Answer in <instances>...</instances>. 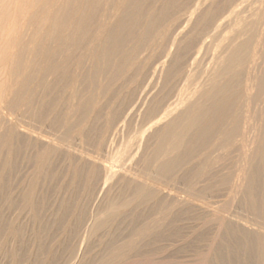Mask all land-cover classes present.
Segmentation results:
<instances>
[{
  "label": "bare ground",
  "instance_id": "1",
  "mask_svg": "<svg viewBox=\"0 0 264 264\" xmlns=\"http://www.w3.org/2000/svg\"><path fill=\"white\" fill-rule=\"evenodd\" d=\"M142 1L144 0H14L13 2L11 0H0V25L4 24L5 22L7 25V28H5L6 31L4 32L0 31V59H3V58L5 59L6 57V61L9 63V66H11V70L37 68L36 70L37 74L34 77V79H31L29 75H24V76L20 75V77H16L13 75L11 77L13 81L11 82L13 85H15V88H13V90L11 91H8V89H10L8 88L7 89L8 92L6 91V89H4L5 92L0 93V126H5V127L7 126L8 131L11 130L17 133L20 138L27 139L28 142L29 140H31L34 142H39V143L41 142V144L43 143V148L45 150V153H48L49 151L56 152V150L64 151V152L73 154L74 158L77 157L78 160L85 162L87 166V172L85 171L86 177H85V182L83 185V191L81 193V197H79V199L77 198L78 201L77 202L74 201L73 202L74 204H70L71 201L70 203L69 202L64 203L61 201L62 203H60L61 204L60 206L62 207V208L60 207L61 210L63 208L65 209V211H66V208H71L73 210V213L75 214V219H73L74 225L80 229L77 230L75 234H73L74 233L73 232L72 233L73 235L71 237L69 236L70 238L66 237L68 238L67 239L68 245L65 244L66 246L62 250L61 255L58 254V257H56L55 254L48 255L46 258L42 259L40 264H84L88 254L93 249V246L91 244L92 243L91 239H93L92 237L96 235L98 231L102 230L103 227L109 222L110 219H112L113 217L115 218V216L121 215L122 213L129 212L127 210L133 205L141 206V205H145L146 203H151V205L153 206V208L151 207L153 210L152 211L153 213L151 212L152 213L151 214L152 215L151 224L154 225V227L157 226L161 221L166 219L167 216L173 211L174 212L176 211V215H177L180 211H183L184 209L186 210V212L187 211L190 212L192 210L193 211L198 210V212L200 213L201 212L203 213V211L205 212L207 211V215L209 214V216H212L211 219L209 217L210 221L211 220L214 221V219L217 220V218H219V222H220V224L218 223V225H220L219 227H221V224H222V227L224 228V224L228 222L229 224L235 225V227L242 233L248 232V233L255 234L258 238L264 237V226H261V223L256 224L257 222L255 223L253 220H251L253 224L252 223L250 224L249 221L243 220L245 217L243 219H240L239 217L240 214H238L239 216L237 214H236L237 216L231 215L233 213L225 214L227 211L224 212L223 209L225 208V210H227L228 208H226L225 206H222L224 207L222 209V207L220 208L221 205L214 206L213 204L206 202L208 201L205 199L206 197L203 198L204 196L200 195L199 193L198 194L192 193V195H190L189 197H187L188 195L186 196V194L184 193V197H180L179 192L176 191L178 192L176 193V195L179 194L177 195L178 197H176V195H174L175 191L173 192L174 194L172 193L171 195L172 190H170L169 188V184L172 181L178 180V178L177 179L175 178V175H177V173L182 169V167L185 164V161L187 160V157L185 156L186 152L192 149L194 146H197V145L199 147L205 146L207 144V138L211 136V134H214V133L217 135L216 141L214 142V146L216 149L215 151L228 149L235 141V138L237 137V134L239 131V123H240V121L238 120L239 109L237 106V102L241 95L240 77H241V72H242L243 67L248 64H250L251 66L249 67L248 76L244 84L245 86L244 87L245 89L244 98L247 102H250L251 99H254V98H251L250 95L253 90L258 88L259 83L263 82L264 84V55L262 58H260V61L257 64L253 65V63H255L256 61L252 59V57H250L251 54H249L248 52L250 40H246L241 44H236V41L242 36H247L253 30L255 32L256 26L259 29V35H261L264 38V11L262 14L258 12L252 13L254 9L253 8L251 10L252 14L244 18V17H241L242 12L237 11L238 6L241 5V3L238 2L239 0L221 1L223 2V7L225 4V6L227 5L231 9L230 16L231 17L233 16V19L231 21L229 20V22H231L232 28L231 30H229L231 31V33H230V37L227 39L226 44L222 48H220V51L217 53V56L215 53L213 66L211 64L212 69L210 70L209 74H206L205 78L201 77L200 81H197L196 83H194L193 87L188 89L186 93L184 92L186 94V97L180 98L178 96L179 99L177 101L175 102L172 101V103H169L167 105L164 104L165 102L158 101L159 103L157 102V104L159 105L164 104L163 107H160L158 105L162 109L159 111L151 112V114L149 115L150 119L146 123V126H143V128L139 130L140 131L139 135L137 134L138 136L134 137L135 141L133 140L134 138L133 139L130 138L131 140L128 138L129 140H127L124 143L125 145H123L122 142L118 143L115 138L118 137L117 135L120 133V130L124 129L123 127L125 123L128 121V119H130L129 117L135 115L137 110H139L138 108L140 104H142L141 103L142 100L145 99V97H147V95L151 94L153 91L151 92L148 86L143 90H141L138 87V89H140L141 92L139 90L140 95H138L137 99H135L136 102L133 103L132 105L131 103H128L125 108H123L122 110L120 109V111H118L117 108L115 109L111 108L112 105L116 102H109V103L101 102V100L104 99L108 94L109 95L114 94L113 95L114 99H117L118 97H120L119 93L122 90V88L126 86L125 85L126 82H123L121 83V85L114 87L116 85L115 81L118 79H123L124 77L127 78V82L129 85L133 81H135L134 78H132L133 76L130 77V72H133L136 69V67L139 65L140 58L144 57L143 55L144 53L150 51V49L154 47L156 43L158 44V43L164 42V39H166L165 35H167L168 33L167 39L170 42L168 51H166L167 53L165 52L166 54H164V56L158 54L161 51L160 52L156 51L158 52L157 55H160L161 57L160 58L158 57L159 59L158 61H156L155 63L156 65L153 66L154 68L152 69L153 70L152 75L156 74L157 71L162 72L163 68L166 65V62L168 61L169 56L173 55L172 49H174L177 46V44L179 43L178 42L179 40L182 41V38L185 37L184 34H185V30L187 27L192 26L193 24L197 23L199 17H203L199 25L201 28V32L206 33V30L208 31V28H209L208 26H210L211 23H215L219 20L217 17L218 15H216L215 13H212L211 7L215 0H196L194 1L192 7L188 6L189 5L188 3L187 5L185 4V6H184V3H183V6H181L182 3H180L178 8H176L177 6H174L172 4V8L175 7V9H177L176 10L177 12H175L177 13L176 17L175 19L173 18L174 20H172L173 24L171 25L169 23L171 26H162L160 25L161 21L158 20L157 17L153 15L154 13L153 8H152L153 12L150 9H148L149 11L147 13L142 14V7H141ZM171 1L172 0H170V2ZM175 1H172V2L174 3ZM179 2L180 1L174 4L177 5ZM251 2H253V0ZM12 4L14 8L13 14L10 12L11 10L10 7ZM159 4L161 5L162 3H159ZM209 5H211V7ZM259 6L261 5L259 4ZM252 7L250 6L248 8L249 10L247 9L248 13ZM254 7H255V3H254ZM162 16H165V14ZM143 18L145 19L143 24L140 26V28L137 31H135L134 27L136 26L138 21ZM248 18L249 20H251L250 24H247ZM169 20L167 21L171 22V19ZM163 23L165 24V22ZM242 26L243 28L240 31H238V29H240V27ZM193 27L195 28V26ZM90 32H93L96 34L95 40L97 39L96 42H98V44L97 45L93 44L92 46H89L90 48H85L84 47L85 37ZM127 40H130L129 46L126 45ZM257 41L259 40H256L255 42ZM6 46H9L8 48L11 50L7 54H6ZM77 51H79V53L75 55L74 60H72V56ZM197 52L199 53L200 51H197ZM152 53L154 54V52ZM149 54H151V52ZM57 56L61 57V59L60 60L58 59L59 61L55 62L54 58H56ZM154 56L156 55L154 54ZM7 57H9L11 60H7ZM150 59H154V57L151 58L150 56ZM90 61L93 62L95 65L94 76H97L101 80L103 79L104 84H101L98 86L95 94H92L86 98L85 97L81 98L80 94L78 93V90H76L75 77L74 78L70 77V79L68 78L69 80L66 82V85H65L67 93L65 94L66 96H63V98L66 97L67 100L73 101L74 99L79 100V97H80V99H82V102H79L77 106H74V105L72 106L69 104L66 105L67 106L65 108L66 110L62 114L63 121H59L61 122V124L60 126H58L60 127V130L62 129L61 131H64L63 136L59 134H58L59 136L50 135L51 137L49 135H46L42 131L44 129H41V127L39 126L37 127V125L35 126L30 123L34 121L33 120L34 116L30 118L32 119V121H29L27 123L21 120H17V119L15 120L6 119V114L8 112H10L11 114H13L12 112L19 113L22 117H27L30 114H38L40 116L43 110L42 108L43 106H45V103L34 101L36 91H33V89L36 90V88L44 87L45 85H47L49 78H53L54 76H57V75H60L63 79H65L64 74H65L66 69H68L69 67H74L76 69L81 68L84 64L89 63ZM147 61L148 60H146V62ZM2 63H5V62H2ZM150 63H151V60L150 62H147L146 65H149ZM87 66H84V67H87ZM152 77L153 76H151V78L150 79L148 78V79L151 80ZM0 79L2 80V78ZM85 80L88 81V78L87 79L85 78ZM88 83L90 82L88 81ZM9 84H11L10 81L8 85ZM32 84H33V87H31ZM185 85L186 83L184 84V87ZM2 87H6V83L4 82L1 83L0 81V88ZM184 90H182V92ZM257 101L259 102V105H260L259 108H260L261 118L259 119V124L256 125V127L257 126L258 127L255 128V126L253 125L251 126L252 128L250 129L251 132L249 133L247 132L248 135L246 137H248L247 138L248 143L245 146L246 147L245 152L242 153V156H241L242 161H243V165L242 163L241 165L243 167L241 171H239L238 175L235 177L233 186H232V188L235 187L234 189L236 191L235 194L237 193L236 195L240 194V192L244 190V189L243 190L241 189L243 188V186L246 185L245 181L248 175L246 164H248L251 160L253 161L254 159H257V158L261 162L264 163V158H263L264 157V143L259 140L260 132L263 129V126L260 124L261 123L260 121H263L262 115L264 116V93L260 99H257ZM47 105H49V103ZM58 105H59V102H57V104L54 105L55 108L60 106ZM103 108L105 109V113H103L104 117L102 118L100 114ZM11 114H10V117L13 116ZM119 115L122 116V119L120 122L117 121L118 120L117 118ZM75 117L77 118L76 122L70 125L69 121H72V119L74 120ZM101 118L104 120H102ZM30 119H27V120H30ZM100 119L102 120V122L104 121L101 125H97V124L93 125L95 122H99ZM34 122L38 123L37 121H34ZM39 122H42V121L39 120ZM159 126L160 128H157L158 130L156 129L155 131L158 134V137L156 141L154 142V146L152 147L151 152L148 154L149 156L147 155L148 158L145 159V157L143 156V149L141 148L142 151H140L141 141L143 138L145 139L146 134H148L150 130H152L153 128L159 127ZM89 132L90 133L93 132L94 134L93 138L92 136L91 138H89L90 137L88 135ZM111 135H112V138H109V136ZM151 135L153 134L149 133V136L148 135L147 136L150 137ZM0 136L2 137V135ZM137 137H139V139H137ZM148 137H146L145 139L146 142L143 139V141L146 144L148 143L147 140H149ZM70 138L76 142L75 143L72 142ZM85 138H87L88 142H91L92 141L91 139H94V140L96 139L95 144H97V146L94 144L93 146L98 147L97 149L102 150L101 148H108V149L110 148L111 151L115 150L114 153L112 151V156L110 157L111 159L110 160L107 159L108 161H110L109 164L108 163L107 165L104 164L105 161L103 162L99 156L89 153L87 151L88 150L87 148H86L87 150L84 149V147L82 146V142L83 140H85ZM118 144L120 145V147L118 146ZM121 144L123 145L122 147H121ZM117 146L119 149H117ZM134 146H136L135 149H134ZM3 147L6 148V140H4L3 138H0V148L4 149ZM243 147H244V143H243ZM100 152H98L97 154L99 155ZM139 152H140V156H138ZM136 155L138 158H136ZM106 158H108V156ZM41 159L43 158L41 157ZM124 161H127V162L134 161L133 165L135 166L139 164L142 165L143 163V165L146 166L147 170L142 171L132 166L125 167V165L123 166ZM132 163H128V164L131 165ZM207 163H208V160L205 159L204 167H202L201 170L199 171L200 172L198 173L199 177H196V181L194 182V184L200 183L201 181L200 178L202 177L204 169L207 168ZM86 166H83V167L86 168ZM34 169H35L34 171H36L37 173L41 170V166L39 165V163ZM77 173H78L77 170H73V175H76ZM192 183L193 182H191V184ZM115 186L119 187V191L117 193L120 192L119 195H123V197H119V198L118 197L113 198L114 196L112 198L109 197V193L112 190H114ZM245 187H247V185ZM32 192H34V190ZM117 193L115 192V194ZM242 193L241 195H243ZM241 195H238V196H241ZM229 196L231 197V195ZM236 197L237 196H235L234 198L236 199ZM23 200L24 201L22 205L19 204V206H21V210L27 213H30L34 209V205H35L34 204L35 202L32 199L31 192H28V194L25 195V198ZM232 201L234 202V199H232ZM229 212L231 211L229 210L228 213ZM134 213H137V212H134ZM200 213H197V214L199 215ZM184 214H186L187 216L192 213L190 214L184 213ZM201 214L199 216H201ZM205 215L201 217L203 218ZM102 216L105 219H102ZM133 216L135 219L136 217H138V214H133ZM213 216L216 218H214ZM206 218H208V216H206ZM180 219H181V216H180ZM188 219H191V217L190 218L188 217ZM113 220L116 221L117 219H113ZM204 220L207 221L208 219H204ZM12 221H14V219ZM213 221L211 222L213 223ZM214 222H215L214 224H217L216 223L217 221H214ZM197 223H200V221L198 222L197 220ZM202 223L205 224L206 222L205 221L203 222L202 220ZM165 225L167 224L165 223ZM233 225H231L232 230L230 229L231 232L229 230L230 232L229 234H231L232 231H235L233 228ZM206 226H209V225H206ZM226 226L227 225H225V227ZM164 227L165 226H163V228ZM215 228H218V227L216 226ZM224 230L222 232L226 231ZM143 231L144 230H141L139 232L135 231L136 233H133L129 240H132L133 242L139 240L141 236H143L142 235ZM197 231H199V229ZM216 231L217 232L215 234L218 233V230ZM146 233H147V236H149L150 232L149 233L146 232ZM237 236L239 235L237 234ZM247 236L249 237V234H247ZM150 237H152L151 234H150ZM13 239L15 240V238ZM253 239H254V236H253ZM258 242L256 241V244ZM139 243H142V242H139ZM262 244L264 243L261 242V245ZM135 248L136 246L132 244L131 245H127V244L121 245V243H119L116 245H112L111 247H109V249H107V252L105 253V255L97 258L93 264H117V263L119 264V262H122L119 260L129 256L133 252V250H135ZM209 249L210 248H208V250ZM4 250L5 249H3V251ZM15 250L16 249L11 247L10 245V248L8 249L9 260L8 262L4 264H18V261L16 259L17 257L15 258V255H14ZM204 260L206 263L207 260L206 259ZM22 261L23 260H20L19 264H23L24 262ZM24 261H26L25 263L28 262L27 264H33L34 262H38L39 260L33 259L30 256V258H27V260H24ZM205 263L202 262L201 264H205ZM209 264H212V263L209 262ZM244 264H247V263H244Z\"/></svg>",
  "mask_w": 264,
  "mask_h": 264
},
{
  "label": "rangeland",
  "instance_id": "2",
  "mask_svg": "<svg viewBox=\"0 0 264 264\" xmlns=\"http://www.w3.org/2000/svg\"><path fill=\"white\" fill-rule=\"evenodd\" d=\"M11 1L13 2L14 0H11ZM172 1H175V0H172ZM172 1L170 2V0H160V2H159V0H144V1H142L143 3L141 2L142 14L147 13L149 11L148 9H150L152 11V8H153V11H154L153 15L156 16L157 19L161 21L160 25L171 26L173 24L172 20L175 19L176 14H177V13H175V12H177L176 11L177 9H175L174 6H177L176 8H178L180 3H182L181 6H183V3H184V6H185V4L187 5V3H188L189 4L188 6L192 7L194 1H196V0H191V1H189V0H176L174 3L180 1L177 5L174 4ZM221 1H223V0H215L214 1L215 4L213 3L212 7H211V5H209L212 8V13H215L216 15H218L217 17L219 20L215 23H211L210 26H208L209 28H208V31L206 30V33L201 32V28L199 25L200 22L202 21L203 17L198 18L197 23H195L196 25L193 24L192 26L187 27L185 30V34H184L185 37L182 38V41L179 40L178 41L179 43L177 42L178 43L177 46L174 49H172L173 55L169 56L168 61L166 62V65L163 68L162 72L157 71L156 74L152 75V71H153L152 69L154 68L153 66L156 65L155 63L161 57L160 55L164 56V54L167 53L166 51H168V47L170 45L169 44L170 42L167 39L168 33H167V35H165L166 39H164V42L158 43V44L156 43L155 46L150 49V51L144 53L143 54L144 57L140 58L139 65L136 67V69L133 72H130V77L133 76L132 78H134L135 81H133L130 85L128 84L127 78H125V77L123 79H118L115 81L116 85L114 87H117V86L121 85V83L126 82L125 83L126 86L124 88H122V90L119 93L120 97H118L117 99H114V96H113L114 94H111V95L108 94L104 99L101 100V102H108V103L109 102H116L112 105L111 108L112 109L117 108L118 111H120V109L122 110L123 108H125L128 103H131V105L133 103H135L136 102L135 99H137L138 95H140L141 90L145 89L147 86H148V88H150L151 92L153 91L152 93L150 92L151 94L147 95V97H145V99L142 100L141 103L143 105L140 104L141 107L139 106V108H138L139 110H137L136 114L129 117L131 120L128 119V121L125 123V125L123 127L124 129L120 130V133H119L120 135L118 134L117 135L118 137L115 138L118 143L122 142L123 145H125L124 143L127 140H129L130 138L133 139L134 137L138 136L139 132H140L139 130L141 128H143V126H146V123L150 119L149 115L151 114V112L161 110L162 108H160V107H163L164 104L167 105L169 103H172V101L175 102L179 99V97L180 98L186 97L185 93L187 92V90L190 89L191 87H193L194 83H196L197 81H200L201 77L205 78L206 74H209V72L213 66L215 53L217 56V53L220 51V48H222L226 44L227 39L230 37V33H231V31H229V30H231V28H232L231 22H229V20L231 21L233 19V16L232 17L230 16L231 9L227 5L225 6V4L223 7V2H221ZM251 1L250 0H245V1L239 0L238 1L239 3H241V5L238 6L237 11L242 12L241 17H244V18L248 17L253 12H258L260 14L263 13V11H264V9H263L264 8V0H256V1L253 0V2H251ZM159 3H162L161 4L162 6ZM254 3H255V7H254ZM172 4L174 5L173 6L174 8H172ZM259 4L261 6H259ZM248 6L249 7L253 6L250 9L249 13L247 11V9L249 8ZM149 7H151V8H149ZM10 9H11L10 12L13 14L14 13L13 4L11 5ZM252 9H253V11L251 13ZM12 10H13V12H12ZM171 10H173L174 13ZM157 13L160 15H158ZM164 14H165V16H162ZM160 16H162V17H160ZM225 16H227V17H225ZM165 18H167V19H165ZM169 19H171V22H169L170 21ZM144 20L145 19L143 18V19H140L138 21V23H137L138 25L136 24V26L134 27L135 31H137L140 28V26L143 24ZM165 20L166 21L169 20V21H167V23H166ZM162 21L165 22V24ZM247 21H248L247 24L251 23V20H249V18ZM4 24L0 25V31L1 32L6 31V29H5V28H7L6 22ZM193 26H195V28ZM242 28H243V26L240 27V29H238V31H240ZM95 36H96V34L93 32H90L87 34V36L85 37V46H84L85 48H90L89 46H92L93 44H96V45L98 44V42H96L97 39L95 40V38H96ZM207 36H208V38H207ZM259 36H261V35H259V29L256 26L255 32L253 30L247 36H242L236 41V44H241L246 40H250L248 52H249V54H251L250 57H252V59H254L256 61L255 63H253V65L257 64L260 61V58H262L264 55V47H263L264 46V43H263L264 38L262 36L261 37H259ZM204 37H206V38H204ZM207 40L208 41L210 40V41L208 42ZM256 40H259V41H257L258 44H257V42H255ZM259 42H260V44H259ZM219 44L222 46H220ZM126 45L127 46L130 45V40L126 41ZM166 45H168V46H166ZM251 46H253V47H251ZM8 47L9 46H6V54L11 51ZM218 48H219V50H218ZM153 49H154V51H153ZM156 51H159V52L161 51V52L158 53ZM197 51H200L199 52L200 54ZM150 52H151V54H149ZM152 52H154V54L156 56H154V54ZM78 53H79V51L75 52V54L72 56V60H74L75 55H77ZM157 53L160 55H157ZM146 56H147V58H146ZM150 56H151V58L154 57V59H150ZM58 59L60 60L61 57L57 56L56 58H54V61L57 62V61H59ZM7 60H11V59L9 57H7ZM146 60H148L147 62H150V60H151V63L149 65H146V63H147ZM192 60L194 63L192 62ZM2 62H5V63H2ZM191 62H192V64H191ZM0 64H1L0 65L1 66L0 78H2V80L0 79V81H1V83H3V82L6 83V87H2L3 89L0 88V89H2V90H0V93L5 92L4 89H6V91H7V89L10 88V89H8V91H11V90H13V88H15V85H13L11 82V81H13L11 79V77L13 75L16 77H20V75L21 76L29 75V77L31 79H34V77L37 74V71H36L37 68L11 70V66H9V63L6 61V57H5V59L4 58L0 59ZM87 64H88V66H87ZM211 64H212V66H211ZM84 66H87V67H84ZM209 66H210V68H209ZM249 67H251L250 64L245 65L243 67L242 72H241V77H240L241 95H240V98L237 102V106L239 109L238 120L240 121V123H239V131H238L237 137L235 138V141L233 142L234 145L232 144L228 149L215 151L216 149L214 146V142L216 141L217 135L215 133L211 134V136H209L207 138V144L205 146L199 147L197 145V146H194L192 149H190L189 151L186 152L185 156L187 157V160L185 161V164L182 167V169L177 173V175H175V178L176 179L178 178V180L172 181L170 183L171 185L169 184V188H170V190H172L171 195L175 191V194L174 193L173 194L176 195V193L179 192L180 195L179 194H177V195H179L180 197H184V193L186 194V196L188 195L187 197L192 195V193L193 194L199 193L200 195L204 196L203 198L206 197L205 199L208 200L206 202H209V203L213 204L214 206H220L221 205L220 208L222 206H225L226 208H228L227 210H225V208L222 207V209L224 208L223 209L224 212L227 211L225 214H231V213H233L231 215L240 214V216L238 215L240 217V219H243L245 217L243 220L249 221L250 224L252 223L251 220H253L255 223L257 222L256 224L261 223V226H264V215H263L264 214V163L261 162L257 158V159H254L253 161L251 160L248 164H246V169H247L248 175H247L245 184L247 185V187H245L246 185L244 184L245 186H243V188L241 189V190H243V189L244 190L241 191L240 194H238V195H241V193L243 192L242 193L243 195H241V196L236 195L237 193L235 194V192H236L234 189L235 187L232 188L235 177L238 175L239 171H241V169L243 167L242 166L243 161H242L241 156H242V153L245 152V150H246L245 146L248 143L247 142L248 137H246V136L248 135L249 132H251L250 131V129L252 128L251 126L254 125L255 128L258 127V126L256 127V125L259 124V119L261 118L260 108H259L260 105H259V102L257 101V99H260L264 93L263 82L259 83L258 88L252 91L250 96H251V98H254V99H251L250 102H247L244 98V94H245L244 84H245L246 78L248 76ZM4 68H5V70H4ZM73 68L74 67H69L68 69L65 70V74H64L65 79H63L60 75H57V76H54L53 78H49V80L47 82L48 86L45 85L44 87H42L43 89L42 88H36V90L33 89V91H36V94L34 92V94H35L34 101L45 103V106H43V108H42L43 110H42V113L40 116L38 114H30L27 117H22L19 113L12 112L13 114H11L10 112H8L13 116L10 117V114L7 113L8 115L6 114V119H11V120L17 119V120H21V121L27 123L29 121H32V119H30V118L34 116L33 120L37 121L38 123H36L34 121H32L30 123L32 125H35V126L37 125V127L38 126L41 127V129H44L42 131L46 135H49V136L50 135L51 136L52 135H56V136L61 135V136H63L64 131H61L62 129L60 130V127H58V126H60V124H61V122H59V121H63V115L62 114L66 110L65 109L67 107L66 105L69 104L72 106L73 105L77 106L79 104V102H82V99H80V97L86 98L92 94H95L98 86L101 84H104L103 79L101 80L97 76H94L95 65L93 62L90 61L89 63L84 64L81 68H77V69L76 68L73 69ZM142 68L144 69V71ZM173 69H174V71H173ZM207 69H208V71H207ZM9 73H11V74H9ZM150 75L153 76L152 77L153 80L152 79L149 80L151 78ZM187 75L188 76L190 75V76L188 77ZM70 77H72V78L75 77L76 90H78V93L80 94L79 100L74 99L75 101L74 100L72 101V100H67L66 97L63 98V96H66L65 94L67 93V91H66L65 85H66V82L70 79ZM85 78L86 79L88 78V81L90 83H88V81L85 80ZM9 81L11 84L8 85ZM185 83H186V85L184 87ZM11 87H12V89H11ZM31 87H33V84L31 85ZM138 87L141 90L138 89ZM139 90H140V92H139ZM182 90H184V91L182 92ZM63 92H64V94H63ZM179 93H180V95H179ZM154 99H156V100H154ZM63 100L66 102H64ZM154 101H156V102H154ZM158 101L159 102L162 101L165 103L159 105V104H157ZM57 102H59L60 106L58 105L59 107H56L57 108L56 109L54 105L57 104ZM74 102H76V103H74ZM48 103H49V105H47ZM52 103H54V104H52ZM152 103H154V104H152ZM155 103H156V105H155ZM51 105H52V107H51ZM114 105H116V106H114ZM140 108H141V110H140ZM103 110H104V112H103ZM103 113H105L104 108L101 110V114H100V116H102V118L104 117ZM146 115H148V116H146ZM56 118H58L59 120ZM262 118H263V121H260L261 122L260 124L263 126V129L260 132L259 140L264 143V133H263L264 132V116L263 115H262ZM27 119H30V120H27ZM76 119L77 118L75 117L74 120L72 119L73 122L69 121L70 122L69 124L70 125L74 124L76 122ZM101 119L99 120V122L101 121L100 124H99V122H95L93 125H96V124L101 125L104 122V121L102 122V120H104V119H102V120ZM117 119H118L117 121L120 122L122 119V116L119 115ZM39 120L42 122H39ZM157 128H160V126L153 128L152 129L153 132H152V130H150L148 132V134H146L145 139H146V137L149 136V133L153 134L150 137H148L149 140H147L148 141L147 144L145 143L146 140L144 138L143 139L145 142L143 141V139L141 141L140 151H142V149H143V156L145 157V159L148 158V156H149L148 154L151 152V149L154 146V142L156 141V139L158 137V134L155 132ZM121 134H123V135H121ZM0 135H2V137L0 136V138H3L4 140H6V148L5 147H3L4 149L0 148V154H1L0 155V171H1L0 172V194H1L0 195V250H1L0 251V264H4V263L8 262V260H9L8 249L10 248V245H11V247H13L17 250V251L15 250L14 255H15V258L17 257L16 259L18 261V264L20 263V260H23L22 262L25 263L26 261H24V260H27V258H30V256L33 259H37L40 261V262L39 261L34 262L33 264H40L42 259L46 258L48 255L55 254V256L58 257V254L61 255L64 247L66 245H68L67 244L68 238H66V237H69V236L71 237L73 234L76 233L77 230L80 229L74 225L73 219H75V214L73 213V210L71 208H66V211L64 208H63L64 210L63 209L61 210L62 207L60 206L61 205L60 203H62V202H64V203L69 202L70 203V201H71L70 204H74L73 202L74 201L77 202L79 197H81V193L83 191V185H84L85 177H86L85 173L87 172V166H86L85 162L78 160L77 157L74 158L73 154H70V153H67L64 151L56 150V152L55 151H49L48 153H45V150L43 148V143L41 144V142L39 143V142L31 141V140H29V142H28L27 139L20 138L17 133H15L11 130L8 131L7 126L6 127L0 126ZM88 135L90 136L89 138H91V136L93 138V136H94L93 132H91V133L89 132ZM109 138H112V135L109 136ZM137 139H139V137H137ZM70 140H72V139L70 138ZM91 140H90L91 142H88L87 138H85V140H83L84 143L82 142V146L84 147V149L85 150L88 149L87 151L89 153H92L94 155L99 156L103 162L107 161L106 163L104 162V164H106V165H107V163L109 164L110 161H108V160L111 159L110 157L112 156V151L114 153L115 150L111 151L110 148L109 149L108 148H101L102 150L97 149L98 148V147H96L97 144H95L96 139L95 140L91 139ZM133 140L135 141V138ZM72 142L75 143L76 141L72 140ZM86 143L87 144L89 143V144L87 145ZM243 143H244V147H243ZM11 144H12V146H11ZM93 144L96 146H93ZM123 145L121 144V147ZM118 146L120 147L119 144H118ZM118 146H117V149H119ZM132 148H133V146H132ZM135 148H136V146H134V149ZM108 151H109V153H108ZM98 152H100L99 155L97 154ZM102 152H104V153H102ZM138 154L137 155L140 156V152ZM137 155H136V158H138ZM107 156H108V158H106ZM41 157L43 159H41ZM210 157H211V159H210ZM36 159H38V160H36ZM205 159L208 160L207 168L204 169L202 177L200 178L201 179L200 183L194 184V182L196 181V177H199L198 176L199 175L198 173H200L199 171L201 170L202 167H204ZM36 162H37V164L39 163V165L41 166V170L38 173L36 171H34L35 170L34 168H36V166H37ZM132 162L124 161L123 166L124 165H125V167L126 166H128V167L132 166V167H135V168L140 169L142 171L147 170L146 166L143 165V163H142V165L139 164V165L135 166V165H133L134 161H132ZM128 163H132V164L130 165ZM194 163H196V164H194ZM241 163H242V165H241ZM83 166H86V168ZM139 166H141V167H139ZM73 170H77L79 174L77 173L76 175H73ZM178 174H180V175H178ZM191 182H193V183L191 184ZM228 188H230V189H228ZM246 189L249 191V193ZM33 190H34V192H32ZM185 190H187V191H185ZM191 190H193L194 192ZM118 191H119V187L115 186L114 190H112L109 193V197L110 198H112L113 196H114L113 198L123 197V195H119L120 192L117 193ZM176 191H178V192H176ZM28 192H31L32 199L35 202L34 203L35 204L34 209L32 210L33 212L31 211L30 213H27V212L21 210V206H19V204L22 205V203L24 201L23 199L25 198V195L28 194ZM115 192L117 194H115ZM233 192H234V194H233ZM177 195H176V197H178ZM229 195H231V197ZM234 195L237 196L236 199L234 198L235 197ZM250 196H251V198H250ZM64 199H65V201H64ZM230 199H231V201H230ZM232 199H234V202L232 201ZM235 200H236V202H235ZM149 204L151 205V203H146L145 205H141V206L140 205H138V206L133 205L127 210L129 212L122 213L121 214L122 216L117 215V216H115V218L113 217L112 219H110L109 222L103 227V229L98 231V233L92 237L93 239H91V242H92L91 244L93 246V249L88 254L84 264H93L97 258L105 255V253L107 252V249H109V247H111L112 245L119 244V243H121V245L122 244L123 245H126V244L131 245L132 244V245L136 246L135 250H133V252L129 256L119 260V261H122V262H119V264L120 263L121 264H201L202 262L205 263L204 259L207 260L205 264H209V262L212 264H216V263H218V264H235V263L236 264H244V263L259 264L262 261L263 262L260 264H264V244L261 245V242L264 243V237L258 238L253 233L245 232V233L249 234V237H248L247 234L240 232L235 227V225L229 224L228 222H226V224H224V228L228 232L227 233L224 230V228L222 227V224H221V227H219L220 226V225H218V223L220 224L219 218H217V220L214 219V221H217L216 222L217 224H214L215 222L213 220H211V221H213V223L210 221L212 216H209V214L207 215V211L206 212L203 211V213L201 212L202 213L201 214L200 212H198V210H194V211L192 210L190 212L189 211L186 212V210L184 209L185 211L183 210V211H180L179 213L177 211V213L179 215L178 214L176 215V211L175 212L173 211L172 213H170L167 216L166 219H164L163 221L160 222L161 224L159 223L157 226L154 227V225L151 224V219H152L151 214L153 213L152 212L153 206L152 205L150 206ZM216 204H218V205H216ZM251 208H253V209H251ZM247 209H249V210H247ZM149 210H150V212H149ZM229 210L231 212L228 213ZM134 212H137V213H134ZM184 213H187V214L192 213V214H190L191 216L190 215L186 216V214H184ZM193 213H195V214H193ZM197 213H200L201 216H203L205 214L206 215L202 218L201 216H199L200 214L198 215ZM261 213H263V214H261ZM128 214H130V215H128ZM133 214H138V217H136L134 219ZM247 215L249 218L247 217ZM131 216H133V217H131ZM180 216H181V219H180ZM206 216H208V218H206ZM72 217H74V218H72ZM174 217H176V218H174ZM188 217L189 218L191 217V219H188ZM209 217H210V219H209ZM201 218H202L203 222L205 221L207 224L202 223ZM214 218H216V217H214ZM13 219H14V221H12ZM102 219H105V218L102 216ZM113 219H117V220L115 221ZM132 219H134V220H132ZM173 219H175V220H173ZM204 219H208L207 220L208 222ZM112 220H113V222H112ZM197 220H198V222L200 221V223H197ZM192 221H194V222H192ZM71 222L74 226L71 224ZM163 222H164V224H163ZM165 223L167 225H165ZM200 224H202V225H200ZM206 225H209V226H206ZM214 225H215V227L217 226L218 228H215ZM225 225H227V226L225 227ZM231 225H233V228L236 232L232 231V233L229 234L232 230ZM163 226H165V227L163 228ZM229 226H231V227H229ZM74 227H75V229H74ZM202 228H204V229H202ZM219 228L221 230L223 229L225 232H222L223 230L221 231ZM227 228H229V229H227ZM4 229L6 232L4 231ZM137 229H139V230H137ZM198 229H199V231H197ZM72 230H74V231H72ZM141 230H144L142 232L143 236H141V238H140L141 240L139 239V240L134 241V242L132 240H129L133 233L139 232ZM161 230H163V231H161ZM216 230H218L219 234L218 233L215 234L217 232ZM229 230H230V232H229ZM146 232H148V233L150 232L152 237H150V234H149V236H147ZM233 232H235V233H233ZM68 233H70V234H68ZM120 233H122V234H120ZM224 233H226V234H224ZM237 234L240 237L237 236ZM21 235H23V236H21ZM65 235H67V236H65ZM253 236H254V239H253ZM3 237H4V239H3ZM213 237H215V238H213ZM10 238H12V239H10ZM13 238H15V240ZM241 238H242V240H241ZM236 239H238V240H236ZM143 240H144V242H143ZM255 240L257 242L259 240V242L256 244ZM10 242H11V244H10ZM139 242H142V243H139ZM3 243H4V245H3ZM139 244H141V245H139ZM209 246H211L212 249ZM2 247H4V248H2ZM208 248H210V249L208 250ZM3 249H5L4 250L5 252L3 251ZM248 249H250V250H248ZM261 251H262V253H261ZM261 254H262V256H261ZM199 259L202 261H200ZM244 260H246V261H244ZM27 263H25V264H27Z\"/></svg>",
  "mask_w": 264,
  "mask_h": 264
}]
</instances>
